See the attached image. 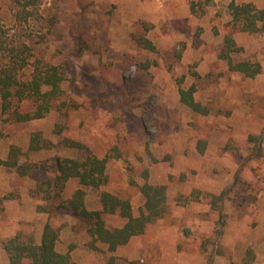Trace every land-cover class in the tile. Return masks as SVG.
Here are the masks:
<instances>
[{
  "label": "rangeland",
  "instance_id": "obj_1",
  "mask_svg": "<svg viewBox=\"0 0 264 264\" xmlns=\"http://www.w3.org/2000/svg\"><path fill=\"white\" fill-rule=\"evenodd\" d=\"M231 1L38 0L24 9L0 0V58L26 43L65 73L64 94L44 117L6 120L0 98V156L16 145L24 166L0 165V264H11L9 239L40 242L47 224L74 264H264V32L236 29ZM226 36L242 47L233 57L259 61L260 73L229 68ZM192 84L205 114L180 100ZM34 133L52 146L30 149ZM66 138L107 158V184L85 187L90 209L101 208L106 190L138 215L149 182L166 186L164 215L115 251L99 241L94 248L79 217L35 192L55 176L57 157L84 154ZM79 187L70 179L62 198ZM105 218L112 228L126 222Z\"/></svg>",
  "mask_w": 264,
  "mask_h": 264
},
{
  "label": "trees",
  "instance_id": "obj_2",
  "mask_svg": "<svg viewBox=\"0 0 264 264\" xmlns=\"http://www.w3.org/2000/svg\"><path fill=\"white\" fill-rule=\"evenodd\" d=\"M17 1L25 9L28 5L36 4L38 0ZM229 8L232 24L236 29L248 33L264 32V6L258 7L253 2L238 3L232 0ZM139 41L145 47L155 48L149 39L141 38ZM4 43V40L0 39V49L6 51ZM225 48L222 57L228 61L230 69L247 76H255L261 72L262 65L259 61L238 60L233 57V53L242 50L233 37L226 36ZM9 51V54L0 58V98L2 113L6 114L5 119L25 122L44 117L57 106L64 94L63 69L58 64L43 62L26 43L23 46H13ZM25 68H31L28 75L23 72ZM196 91L195 84L187 88L181 87L180 100L194 111L205 114L208 108L196 99ZM2 135L0 130V137ZM64 142L85 149L84 154L80 157H57L53 165L55 176L40 181L35 192L42 194L51 203L59 200L57 207L79 217L92 238L91 245L94 248H98L99 241L107 244L110 251H115L128 243L133 236L144 233L150 223L164 215L167 202L166 186L149 182L140 186L145 201L138 215L133 213L129 199L106 190L99 193L101 208L90 209L86 202L85 187L99 190L107 184V158L97 156L80 142L68 138ZM51 146L52 142L42 138L40 133L32 135L30 149L40 150ZM21 153L20 147L12 145L7 157L0 156V165L23 169L24 166L19 162ZM22 172L28 173L27 170ZM70 179L78 180L82 187H79L71 198L64 200L62 193ZM2 201L3 198L0 197V212L3 209ZM115 213L126 218V222L122 226L112 228L108 226L105 216ZM58 235V229L47 224L40 242L25 241L19 236L9 239L5 248L9 252L11 264H74L70 251L61 252L56 248ZM113 263L114 258H111L107 264Z\"/></svg>",
  "mask_w": 264,
  "mask_h": 264
}]
</instances>
